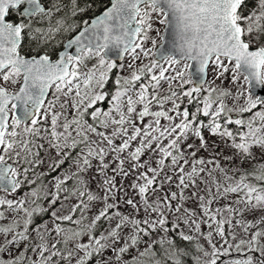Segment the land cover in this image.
I'll list each match as a JSON object with an SVG mask.
<instances>
[{
	"label": "snow or ice",
	"instance_id": "snow-or-ice-1",
	"mask_svg": "<svg viewBox=\"0 0 264 264\" xmlns=\"http://www.w3.org/2000/svg\"><path fill=\"white\" fill-rule=\"evenodd\" d=\"M0 264H264V0H0Z\"/></svg>",
	"mask_w": 264,
	"mask_h": 264
},
{
	"label": "trees",
	"instance_id": "trees-1",
	"mask_svg": "<svg viewBox=\"0 0 264 264\" xmlns=\"http://www.w3.org/2000/svg\"><path fill=\"white\" fill-rule=\"evenodd\" d=\"M101 7H102L101 4H97L96 9H94V11H98Z\"/></svg>",
	"mask_w": 264,
	"mask_h": 264
}]
</instances>
